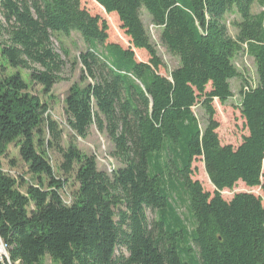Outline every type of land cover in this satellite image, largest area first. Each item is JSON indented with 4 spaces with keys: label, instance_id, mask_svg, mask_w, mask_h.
<instances>
[{
    "label": "trees",
    "instance_id": "16d2710c",
    "mask_svg": "<svg viewBox=\"0 0 264 264\" xmlns=\"http://www.w3.org/2000/svg\"><path fill=\"white\" fill-rule=\"evenodd\" d=\"M93 2L116 18L127 45L112 40L105 17L81 0H0V239L11 263L264 264L262 197L221 195L242 183L264 196V0ZM254 4L262 11L252 13ZM142 9L177 60L170 72L162 73ZM228 14L238 16L234 37ZM72 33L86 49L70 64L80 65V76L64 102L73 133L64 148L43 97L66 65L53 40ZM241 52L253 59L254 80L234 66ZM234 78L247 131L237 146L221 144L213 106L233 97ZM92 126L120 164L110 174L75 144ZM10 145L34 183H18L2 169ZM49 150L59 154L65 178L49 165ZM196 161L212 193L193 178ZM69 178L77 189L66 203L60 191Z\"/></svg>",
    "mask_w": 264,
    "mask_h": 264
},
{
    "label": "rangeland",
    "instance_id": "374dc122",
    "mask_svg": "<svg viewBox=\"0 0 264 264\" xmlns=\"http://www.w3.org/2000/svg\"><path fill=\"white\" fill-rule=\"evenodd\" d=\"M83 6H85L91 13L99 14L107 20L110 29V38L112 40H119L124 45H127V39L124 37L123 33L119 30V23L117 22L114 16H106L102 9H100L93 0H81ZM262 11V8L258 4H254L252 7V13H259ZM142 22L150 36L151 44L155 47L157 55L162 60L165 68L162 70V73L170 72L177 64V60L169 55L164 47L159 41V29L153 27L151 19L145 10L140 12ZM234 20H238V16L234 14H228L224 18V22L227 26L228 32L231 36L236 35V30L232 27L231 23ZM4 40V38H0ZM54 48L60 53V55L66 60V65L63 71L60 73L61 80L58 81L52 88L49 95L43 97V100L47 103L48 109L45 113L49 115L53 120H55L60 129L62 130V146L67 148L70 137L73 133L68 128L66 124V117L64 114V102L66 95L69 89L76 83L79 82L80 76V65L78 64L74 69H71V61L77 58L78 53L86 49L85 44L76 33H72L70 37L59 36L58 40L54 38ZM62 48L68 52V57L66 58L62 53ZM136 57L138 59H146L143 55H140L136 51ZM234 66L238 71L248 76L252 80L255 78V66L253 59L246 55L245 52H241L237 55L234 60ZM14 71L10 69L9 73ZM20 73L24 75L25 79L29 82L28 71L20 70ZM30 85V92L33 94L39 93L40 87L34 84ZM239 81L238 79H232L230 81V87L233 93V97L227 100L223 105L219 104L218 101H213V106L216 110L215 119L219 123L217 129L218 136L221 144H231L237 146L244 135L247 134L244 120L240 115L238 106H239ZM208 89V88H207ZM194 113L198 117H202V111L199 107L193 109ZM75 144L79 151L87 156H93L95 158L96 166L99 170H102L106 173H111L114 169L118 168L120 164L114 160L110 153L112 151V145L102 133H99L94 126L89 130L88 136L85 139L76 138ZM47 160L49 165L53 169L56 175L65 178L59 172V164L61 158L57 152L49 150L47 151ZM2 169L12 178H14L18 183L22 180L26 183H34L32 175L28 172L27 165L20 159L18 148L14 145L8 147L7 156L2 158ZM13 164H12V163ZM194 170L193 178L199 180L206 191L210 193L213 192L214 188L209 183L208 178L203 169V165L200 161H196L192 164ZM77 189V183L73 178H69L68 182L61 189L60 195L66 203H70L73 194ZM20 191H25V185L20 187ZM237 192H251L255 195L261 196L264 203V196H262L259 188H247L242 183H238L231 191L225 190L222 191L221 195L224 199H230L233 194ZM179 212L185 214V209L180 207ZM148 217L151 219L152 214L148 213ZM42 264H54L50 261L48 257H45L42 261Z\"/></svg>",
    "mask_w": 264,
    "mask_h": 264
},
{
    "label": "built area",
    "instance_id": "2783aa9c",
    "mask_svg": "<svg viewBox=\"0 0 264 264\" xmlns=\"http://www.w3.org/2000/svg\"><path fill=\"white\" fill-rule=\"evenodd\" d=\"M0 264H10L2 251V240L0 239Z\"/></svg>",
    "mask_w": 264,
    "mask_h": 264
},
{
    "label": "bare ground",
    "instance_id": "6f19581e",
    "mask_svg": "<svg viewBox=\"0 0 264 264\" xmlns=\"http://www.w3.org/2000/svg\"><path fill=\"white\" fill-rule=\"evenodd\" d=\"M2 251H3V254L6 256V258L8 260V263H10V264H18V261H16L15 263H11V261L9 259L7 247L5 246V244L3 242H2Z\"/></svg>",
    "mask_w": 264,
    "mask_h": 264
}]
</instances>
